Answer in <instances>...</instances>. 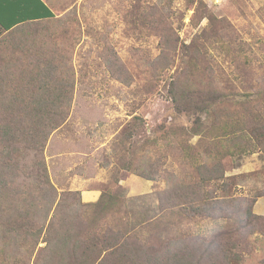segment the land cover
<instances>
[{"label":"rangeland","instance_id":"1","mask_svg":"<svg viewBox=\"0 0 264 264\" xmlns=\"http://www.w3.org/2000/svg\"><path fill=\"white\" fill-rule=\"evenodd\" d=\"M48 2L54 18L26 22L0 33V121L4 125L23 117L29 124L37 116L44 119L50 100L63 90L60 85L71 83L68 119L51 133L42 153L52 181L63 191L73 190L70 188L82 178L91 179L92 185L126 201L121 215L137 211L140 217L151 208L149 204L156 205L154 193L166 188L165 170L182 172L181 165L189 159L187 149L173 147V143H183L185 136L176 137L171 129L193 124V116L178 112L170 96L173 79L181 75L183 79L192 65V78L201 79V69L212 67L217 87L221 81L235 91L253 90L255 84L251 83L264 75V0ZM254 98L250 96L251 102L244 107L231 104L233 101L218 104L224 119L233 113L228 122L230 134L245 129L242 124L233 125L234 121L246 117L264 121V96ZM11 105L16 107L13 111L7 108ZM18 106H25V113H18ZM37 107L42 108L38 115L32 110ZM246 107L252 109L249 114ZM213 116L207 112L203 118L212 123ZM218 125L219 133L224 134V122ZM132 131L137 134L132 139L137 158L148 152L160 160L161 175L147 179L152 185L127 180L139 176L123 168L130 156L128 134ZM45 133L41 127L40 141ZM188 143L192 150L198 136L190 137ZM21 147L34 152L30 144ZM253 150L232 156L239 167L226 171L227 177L234 176L226 180L228 188L219 195L251 198L264 190V147ZM119 176L127 184H116ZM80 197L83 203L99 200L86 202ZM262 201L264 198L254 209L259 214H264ZM229 221L208 219L198 224L185 220L180 228L185 233L211 236L230 228ZM257 227L248 226L244 242L239 243L245 244L240 264L264 263V226L256 231ZM45 244H39L30 264Z\"/></svg>","mask_w":264,"mask_h":264},{"label":"trees","instance_id":"2","mask_svg":"<svg viewBox=\"0 0 264 264\" xmlns=\"http://www.w3.org/2000/svg\"><path fill=\"white\" fill-rule=\"evenodd\" d=\"M55 16L45 0H0V33ZM208 69H201L203 78L193 79L192 65L183 79L181 75L172 81L170 96L177 111L193 116L191 127L171 129L172 135L185 136L183 143H173V147L187 149L189 159L181 165L182 172L165 170L166 188L154 193L156 205L149 204L151 208L140 217L137 211L121 215L126 201L113 192L105 190L95 203H83L79 190L60 191L52 181L42 153L51 133L68 119L71 83L60 85L63 90L50 100L44 119L37 116L29 124L23 117L4 125V120L0 121V264H30L43 241L46 244L34 264H240L245 244L239 243L245 240L246 228L258 226L257 231L264 226V215L254 211L264 190L251 198L219 195V191L227 189L226 180L234 176L227 177L226 171L239 167L232 156L264 147V121L249 117L234 121L233 125L242 124L245 129L232 135L228 122L233 113L224 119L218 104L233 101L231 104L244 107L251 102L250 96L259 100L264 96V75L251 83L255 84L253 90L240 92L221 81L217 87L213 68ZM7 108L13 111L16 107ZM246 108L249 114L252 109ZM25 109L18 106L17 112L25 113ZM32 110L38 115L42 108ZM207 112L214 115L212 123L203 118ZM220 121L224 122V134L218 131ZM41 127L46 133L40 141ZM135 135L133 131L128 134L130 156L123 168L145 179L160 176L159 159L148 152L137 158L132 141ZM193 136H198V143L191 150L188 140ZM23 143L30 144L34 152L24 151ZM220 218L233 222L211 236L185 233L180 228L185 220L200 224Z\"/></svg>","mask_w":264,"mask_h":264},{"label":"crops","instance_id":"3","mask_svg":"<svg viewBox=\"0 0 264 264\" xmlns=\"http://www.w3.org/2000/svg\"><path fill=\"white\" fill-rule=\"evenodd\" d=\"M45 1L52 8V6L49 4L48 0H45ZM78 153H82V152H78ZM229 171H231V170H229ZM120 173H119V175H120ZM247 173L248 172H246L245 174L248 177V174ZM118 178H119V182H117L115 180L116 181L115 182L116 184L117 183L118 184H122V185L127 184V182H128L127 180H130L134 184L136 183V185L137 184H145V183H148L150 185L153 184V183H151L150 180H147V179H145L143 177H140V176H137V175H132V177H129L127 180H125L124 178H120V176ZM94 180H95V178H94ZM92 182L93 181H91V179L83 180V178H82V182H80L78 185L75 184L70 189L79 190L81 192V196H82L83 200L86 201V202L96 201V200H98L100 198V196H101V194L103 192V188L102 187H99V186L92 185ZM262 198H264V196H260L257 199V201H256V203L254 205V209H255V207H257L260 204V200H262ZM262 202L264 203V201H262ZM263 203H261V204H263ZM255 213L259 214L258 212H255ZM261 215H264V214H261Z\"/></svg>","mask_w":264,"mask_h":264},{"label":"snow or ice","instance_id":"4","mask_svg":"<svg viewBox=\"0 0 264 264\" xmlns=\"http://www.w3.org/2000/svg\"><path fill=\"white\" fill-rule=\"evenodd\" d=\"M21 2H26V0H21Z\"/></svg>","mask_w":264,"mask_h":264}]
</instances>
